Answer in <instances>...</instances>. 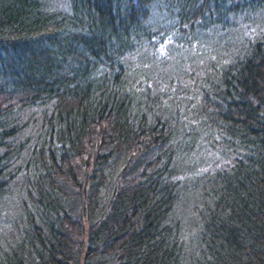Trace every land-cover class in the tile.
<instances>
[{"label":"trees","instance_id":"1","mask_svg":"<svg viewBox=\"0 0 264 264\" xmlns=\"http://www.w3.org/2000/svg\"><path fill=\"white\" fill-rule=\"evenodd\" d=\"M0 264H264V0H0Z\"/></svg>","mask_w":264,"mask_h":264}]
</instances>
